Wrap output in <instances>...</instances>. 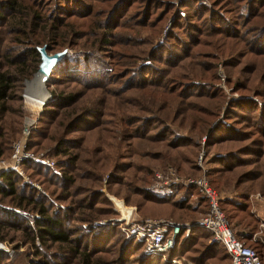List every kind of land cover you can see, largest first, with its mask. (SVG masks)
<instances>
[{"label":"rangeland","instance_id":"1","mask_svg":"<svg viewBox=\"0 0 264 264\" xmlns=\"http://www.w3.org/2000/svg\"><path fill=\"white\" fill-rule=\"evenodd\" d=\"M24 3L44 21V13L51 16L34 27L55 22L57 39L68 40H59L64 43L56 51L69 52L42 85L46 102L36 106L28 91L35 90L39 56L28 57L33 44L8 24L0 26V67L9 59L27 63L30 71L0 108V130L11 134L2 156H10L29 119L26 149L55 162L49 167L30 159L22 179L40 193H23L18 185L21 195L39 201L41 194L60 219L79 200L83 206L69 211L64 225L77 230L71 237L98 264H229L199 221L208 198L188 179L206 182L225 218L232 206L222 201H245L257 222L244 244L264 241V214L254 211L264 210V0ZM60 95L65 106L47 105ZM206 112L212 115L203 123ZM156 173L164 181L159 187ZM0 203L16 208L9 198ZM34 205L18 209L31 224L38 216ZM141 219L181 224L187 239L181 243V236L164 255L151 252L144 237L129 232ZM240 220L246 218H231L230 227L249 232L232 225ZM6 231L1 241L8 251H2L9 258L2 264H34L42 257L25 242V231ZM35 244L47 255L59 248Z\"/></svg>","mask_w":264,"mask_h":264},{"label":"trees","instance_id":"2","mask_svg":"<svg viewBox=\"0 0 264 264\" xmlns=\"http://www.w3.org/2000/svg\"><path fill=\"white\" fill-rule=\"evenodd\" d=\"M55 3H59V8L63 7L61 2L56 1ZM65 3V2H64ZM23 4V6L21 5ZM19 6H21L22 11L20 10ZM35 7H32L28 3H24V0H0V26L5 24H8L9 28L13 29L15 34H19L22 37L26 38L29 44H33L29 49L28 57H35L39 56L35 46L37 44L45 43L47 44V49L50 50H57V47H60V43L63 45L64 41L67 43L64 39H57V29L59 26L53 22V24H44L43 27L39 30H37L34 26L37 25V23H40V21H44L43 17L40 15V11L37 9H34ZM63 9V8H61ZM14 17L17 19L15 22L9 23V20L6 19L8 17ZM45 21L44 23H47L52 20L51 16L44 13ZM60 17L55 18L53 21H57ZM5 25V26H6ZM33 27H32V26ZM24 39V40H26ZM64 40V41H59ZM19 57V56H18ZM29 65L26 63V67L22 64V61H15V60H7L5 64H3V67H0V108H3V104L5 100L9 97L10 92L15 87V84L22 79V77H26L29 74ZM65 97L58 96L57 99L54 101H50L53 103H48L52 108L59 109L62 106H65L63 103V100ZM73 100V99H72ZM73 100L72 102H74ZM71 102V103H72ZM67 106V105H66ZM212 113L206 112L203 123L208 122L207 116H211ZM12 131V130H11ZM11 135V134H10ZM10 135H7L3 128L0 130V157H3V148L2 144L5 143L10 138ZM6 138V141L4 140ZM12 147V146H11ZM10 154V153H9ZM9 156V155H8ZM31 163L29 160H26L22 163L23 170L26 168V166H29ZM60 167V170H64V167L62 165H58ZM68 181L70 184L73 183V179L68 178ZM21 185L23 188V193H30L32 191H35L32 186H29L26 181L22 179V176L19 175L15 171H4L0 173V201H2L4 198H9V201L11 202V206L16 207L15 209L11 207H5L0 203V239L7 240L8 231H6V228L12 229V230H20L25 231L24 236L25 242H27L31 248L36 249V254L41 255L42 257L34 262V264H98L100 263V259L94 258L93 253L87 251L84 248H81V242L79 241L78 237H71L72 235H75L77 233L76 229L68 228L65 226V220L70 217L69 211L76 210L79 207H82L83 205L79 204V200L77 201H71L72 205L69 207V210H62L65 211L64 213V219L57 218L56 215H52L51 211L45 207L44 200L45 197H43L41 194L39 195L40 200H33V197L40 193L36 192V195H32L31 197L23 196L20 194V191L17 190V186ZM33 194V192L31 193ZM34 207H30L31 209H34L38 216L30 218L32 220L29 221L28 217H25L21 210H27L30 203H34ZM74 204V205H73ZM222 205H230L232 206L228 213H226V219L228 220L229 224L231 225V218L233 217H239V219L246 218L245 222L242 223L241 220L237 221L236 223H233V226H239L244 225L249 227V232L244 231H236V237L238 240L242 241H248L249 237L246 233H250L255 231L256 227L252 225V223H256L257 219L249 212L247 211V207L245 206L244 202H236L232 201L231 199H226L222 201ZM225 211V210H224ZM227 211V210H226ZM27 212H32V210H28ZM33 212V213H34ZM232 212V214H231ZM58 216V215H57ZM82 218V217H81ZM83 220V219H80ZM88 222L89 220H85ZM204 229V228H203ZM205 230V229H204ZM207 233H209L207 230H205ZM210 235V233H209ZM177 239H175V244L179 242L180 237L183 236V239L181 240V243L185 242L187 237L184 238V235L179 233L177 235ZM252 236V235H251ZM250 236V238H251ZM10 241L14 240L10 239ZM36 240L42 245L48 248V243H59V248L54 250V253L46 254L41 251H39L37 245L35 244ZM244 240V241H243ZM174 244V247H175ZM220 245V244H218ZM222 249L224 250L227 260L229 261V256L222 245H220ZM251 246V245H249ZM172 247V248H174ZM253 248L256 249L261 259H264V243L263 241L260 242H254ZM171 248V249H172ZM71 253L73 255L72 257H67V255ZM44 257V258H43ZM7 253L0 250V264L5 259H8ZM114 260H110L108 264H114Z\"/></svg>","mask_w":264,"mask_h":264},{"label":"built area","instance_id":"3","mask_svg":"<svg viewBox=\"0 0 264 264\" xmlns=\"http://www.w3.org/2000/svg\"><path fill=\"white\" fill-rule=\"evenodd\" d=\"M47 99V98H46ZM46 99L43 103L46 102ZM42 103V104H43ZM41 104V105H42ZM31 120L25 123L22 129V137L14 141L12 144V152L8 158L0 157V173L4 171H15L25 179L22 163L26 160L32 159L34 162L41 163L45 166L52 167L55 165L54 160L34 156V154L26 149L25 137L27 130L31 125ZM160 181L154 184V187H159L164 183L160 173L155 174ZM188 183H195L198 185L203 193L208 198V209L200 218L202 228L210 233L211 241L223 246L229 256V264H264V259H261L258 252L252 246L244 244L238 240L235 232L230 227L222 210L218 205V198L210 188L207 187L203 179H188ZM130 233H136L141 238L144 237V243L151 252H161L163 255L170 250L174 244L176 236L179 234L181 224H169L167 222L157 223L149 219L135 221ZM0 250H7V247L0 239ZM169 264H179L171 261Z\"/></svg>","mask_w":264,"mask_h":264},{"label":"water","instance_id":"4","mask_svg":"<svg viewBox=\"0 0 264 264\" xmlns=\"http://www.w3.org/2000/svg\"><path fill=\"white\" fill-rule=\"evenodd\" d=\"M47 44L44 43L42 45H36L35 48L39 54V63L36 71L33 74L34 80L41 81V84L43 85L46 79L49 77L51 71L53 68L62 61L67 53L69 52L68 47H64L63 49L59 51H55L53 53H50L46 49Z\"/></svg>","mask_w":264,"mask_h":264},{"label":"bare ground","instance_id":"5","mask_svg":"<svg viewBox=\"0 0 264 264\" xmlns=\"http://www.w3.org/2000/svg\"><path fill=\"white\" fill-rule=\"evenodd\" d=\"M33 83H36V86L33 87V89H35L33 92L32 91H28V100L31 101L32 103L34 102L36 104V106H41V104L44 102L43 100H45V97L47 98V94L44 91V88L42 87L41 81H36L34 80L32 82V85H34ZM32 90V89H31Z\"/></svg>","mask_w":264,"mask_h":264},{"label":"crops","instance_id":"6","mask_svg":"<svg viewBox=\"0 0 264 264\" xmlns=\"http://www.w3.org/2000/svg\"><path fill=\"white\" fill-rule=\"evenodd\" d=\"M254 211L257 212L256 215L259 216V218H262L261 216H263L264 214V210L262 208H259V206H256ZM262 220L264 221L263 218Z\"/></svg>","mask_w":264,"mask_h":264}]
</instances>
